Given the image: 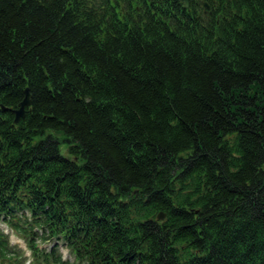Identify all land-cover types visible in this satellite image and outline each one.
Listing matches in <instances>:
<instances>
[{
    "label": "trees",
    "instance_id": "16d2710c",
    "mask_svg": "<svg viewBox=\"0 0 264 264\" xmlns=\"http://www.w3.org/2000/svg\"><path fill=\"white\" fill-rule=\"evenodd\" d=\"M187 2L0 0V264H264V0Z\"/></svg>",
    "mask_w": 264,
    "mask_h": 264
},
{
    "label": "water",
    "instance_id": "95a60500",
    "mask_svg": "<svg viewBox=\"0 0 264 264\" xmlns=\"http://www.w3.org/2000/svg\"><path fill=\"white\" fill-rule=\"evenodd\" d=\"M184 4L187 5V1H185ZM204 5L206 6V3H204ZM29 104H30V100H29L28 89H25V97L18 104L19 108L13 110V113L15 115L14 122H18L19 119L22 118L25 115V109L24 108H25V106H29ZM2 109H5V108L2 106ZM163 217H164V213H162V212H160L157 215L158 219H162Z\"/></svg>",
    "mask_w": 264,
    "mask_h": 264
},
{
    "label": "rangeland",
    "instance_id": "374dc122",
    "mask_svg": "<svg viewBox=\"0 0 264 264\" xmlns=\"http://www.w3.org/2000/svg\"><path fill=\"white\" fill-rule=\"evenodd\" d=\"M11 234V233H10ZM10 241L12 243H17L19 246H21L22 248H25V243L23 240L18 239V237L16 235H10ZM61 249V253L63 255V258L68 259V260H72L73 256L68 252L67 248L63 245L60 246ZM28 253V252H27Z\"/></svg>",
    "mask_w": 264,
    "mask_h": 264
}]
</instances>
